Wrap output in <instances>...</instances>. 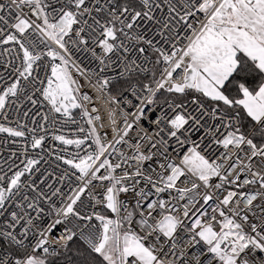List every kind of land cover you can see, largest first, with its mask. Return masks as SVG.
I'll list each match as a JSON object with an SVG mask.
<instances>
[{
  "label": "snow or ice",
  "instance_id": "obj_1",
  "mask_svg": "<svg viewBox=\"0 0 264 264\" xmlns=\"http://www.w3.org/2000/svg\"><path fill=\"white\" fill-rule=\"evenodd\" d=\"M73 49L132 109L112 140ZM0 134V264H264V0L0 2Z\"/></svg>",
  "mask_w": 264,
  "mask_h": 264
},
{
  "label": "built area",
  "instance_id": "obj_2",
  "mask_svg": "<svg viewBox=\"0 0 264 264\" xmlns=\"http://www.w3.org/2000/svg\"><path fill=\"white\" fill-rule=\"evenodd\" d=\"M0 2H7L10 3V0H0ZM27 11V9H25ZM72 60L76 62L81 68H84L88 74L85 76H80L75 69H73V77L77 79L78 83L82 85L80 88L81 93H87L89 96L92 97V100L88 102L87 106L89 111L91 112V109L93 107H96L99 109V114L102 117V120L100 122H97V130L103 135L104 133H107V139L112 140L115 136V133L113 132V128H119L123 124V111H132L131 108H128L124 104L116 105L109 103V96L106 93H103L98 90L96 85L97 77L91 75V73L98 72L97 68V62L92 58L91 54L86 51H80L73 49L72 50ZM100 76H103L104 74H99ZM113 95V94H112ZM117 99H120L117 98ZM38 110L40 112H46V107H38ZM36 111V109H34ZM76 112H79V110H75ZM115 112V120L116 125H112L111 119L109 116L110 112ZM96 113H93L95 115ZM131 119V117H129ZM77 123L72 122H57L56 124H52L49 122L48 124V139L46 140V144L49 145L54 150V154H62L65 157L70 156L71 154H74L77 149L73 145H60L58 141H54L51 139L53 135H64L68 139H82L85 138L86 133L80 132L79 128L84 127L85 129H88L89 126L87 123L81 119L80 116H76ZM29 125L31 126V121H28ZM103 123V128L100 127V124ZM130 134V135H134ZM11 138L5 137L3 134H0V141H4V143H0V152H3L5 156L8 155L9 151H19V145H12L8 143V141ZM91 143V141H88ZM94 147V145H93ZM45 159L47 160V163H45L43 160L41 162V172H52L54 173L53 176L49 177V182L53 183V187H61L63 191L67 192L69 184L71 180H74V177H70V180H65L63 182L57 183L56 179L60 175L64 173V171L68 168V166L63 165L60 161L54 160V155L52 157H49L47 154H45ZM41 178L39 174H37V179ZM41 187H44L43 185ZM44 191L48 192V188H44ZM95 192L101 191V189L97 188L94 190ZM243 191H248L247 188L243 189ZM55 199V198H54ZM56 206L59 207L60 203L59 201H56ZM47 208V205H45ZM45 223L47 220L44 221Z\"/></svg>",
  "mask_w": 264,
  "mask_h": 264
},
{
  "label": "trees",
  "instance_id": "obj_3",
  "mask_svg": "<svg viewBox=\"0 0 264 264\" xmlns=\"http://www.w3.org/2000/svg\"><path fill=\"white\" fill-rule=\"evenodd\" d=\"M112 94H113V95H117V93H116L115 90L112 91ZM117 98H119V96H117Z\"/></svg>",
  "mask_w": 264,
  "mask_h": 264
}]
</instances>
